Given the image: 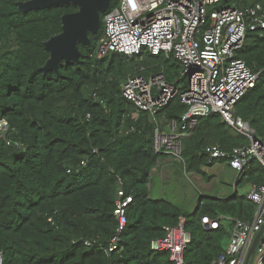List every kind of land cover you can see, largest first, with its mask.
<instances>
[{
  "label": "trees",
  "instance_id": "1",
  "mask_svg": "<svg viewBox=\"0 0 264 264\" xmlns=\"http://www.w3.org/2000/svg\"><path fill=\"white\" fill-rule=\"evenodd\" d=\"M18 1L25 0H0V117L9 124L5 134L0 132L2 264H177L171 251L154 249L152 243L166 237V227L178 225L180 216L186 217L191 235L184 262L214 264L226 250L230 227L220 219L217 228L209 229L203 216L249 221L255 204L237 191L225 199L203 197L187 211L153 196L154 169L173 156L154 150L156 122L122 93L130 75L163 71L174 83L181 74L180 61L148 50L99 58L102 23L97 33L89 32V45L79 44V63L61 60L59 73L44 74L40 68L50 57L44 41L62 31V15L78 6L23 12ZM119 2L112 0L111 10ZM258 2L264 0L225 4L245 8ZM237 57L261 71V79L238 101L235 112L264 138V37L249 33ZM178 84L183 91L187 79ZM186 110L177 95L157 118L181 120ZM248 142L213 113L201 117L183 139L184 161L175 163L205 176L203 168L213 162L207 146L230 151ZM236 181L239 187L264 184L263 165L252 159ZM120 191L134 201L126 208L128 225L118 234ZM116 235L117 249L106 253Z\"/></svg>",
  "mask_w": 264,
  "mask_h": 264
},
{
  "label": "built area",
  "instance_id": "2",
  "mask_svg": "<svg viewBox=\"0 0 264 264\" xmlns=\"http://www.w3.org/2000/svg\"><path fill=\"white\" fill-rule=\"evenodd\" d=\"M229 0H120L114 9H108L104 18V35L97 56L109 53L140 55L148 50L153 55L174 56L182 66L180 77L174 83L166 80L163 71L149 76L130 75L122 87L125 98L139 109L149 112L156 122L154 150L182 157L183 139L190 136L199 119L219 113L224 122L249 142L227 151L218 145L206 147L211 161L227 160L237 177L251 166L256 158L264 167V138L256 135L250 123L237 115L235 106L261 79V71H253L243 59L237 57L249 33L264 37V3L258 2L245 8L224 5ZM187 87L179 88L181 79ZM180 96L187 110L181 120H164L157 114L170 101ZM9 129L8 121L0 117V132ZM247 198L255 204L252 220L235 219L229 229L225 252L214 264H264V232L253 253L250 249L254 238L264 227V184H251ZM134 196L119 192L115 214L118 217V234L128 225L126 208ZM221 216L211 219L203 216V225L209 229L220 225ZM186 217L180 216L176 226H167V235L152 243L154 249L171 251L177 264H186L184 250L191 242L185 229ZM118 235L112 238L110 253L117 249ZM90 245V242H86ZM0 254V264H2Z\"/></svg>",
  "mask_w": 264,
  "mask_h": 264
},
{
  "label": "water",
  "instance_id": "3",
  "mask_svg": "<svg viewBox=\"0 0 264 264\" xmlns=\"http://www.w3.org/2000/svg\"><path fill=\"white\" fill-rule=\"evenodd\" d=\"M73 3L78 6L74 12L62 15V31L44 41L45 48L50 52V57L40 68L44 74L49 71L59 73L61 60L79 63L82 51L79 44L89 45L91 38L89 32L97 33L102 26V14L111 7L112 0H25L18 1V9L28 12L46 9L53 5ZM112 56L118 53H111ZM263 229L258 232L252 243L250 253H253Z\"/></svg>",
  "mask_w": 264,
  "mask_h": 264
},
{
  "label": "rangeland",
  "instance_id": "4",
  "mask_svg": "<svg viewBox=\"0 0 264 264\" xmlns=\"http://www.w3.org/2000/svg\"><path fill=\"white\" fill-rule=\"evenodd\" d=\"M224 5L228 4L223 3L213 8ZM219 165L220 163L217 161L211 168H217ZM168 170L171 171L170 175L167 173L170 179L161 180L160 174L152 176L153 196L170 199L187 211L194 210L198 206L200 199L203 198L202 194L204 193V188L200 185V181L196 179L195 173L189 171L185 172L181 164L175 162L172 163ZM228 173L230 172L222 171L221 175L217 178L225 180ZM250 189L251 185L246 184L240 188V193H247Z\"/></svg>",
  "mask_w": 264,
  "mask_h": 264
},
{
  "label": "crops",
  "instance_id": "5",
  "mask_svg": "<svg viewBox=\"0 0 264 264\" xmlns=\"http://www.w3.org/2000/svg\"><path fill=\"white\" fill-rule=\"evenodd\" d=\"M217 161L220 163L219 167L211 168V167H213V165ZM217 161L210 162V164L208 166H205L203 168L204 171L206 172L205 176H202L201 174H199L197 172H193V173H195L196 179L198 181H200V185L204 188V193L202 194V196L214 198V199H225L228 197H232L237 191H239L240 195L247 194L250 190L247 193H240V188L242 186L239 187L237 185L236 171L231 167L230 163L224 159H220ZM173 162H177V159H175L171 156L164 159L162 161V163L160 164L159 168L154 169V176L160 174L161 180L170 179V176H168L167 173L169 175L171 174V171L168 169L170 168V166L172 165ZM183 168L186 172L187 171L186 168L185 167H183ZM222 171L223 172H230L225 177V180L222 178H217L218 176L221 175ZM208 173H209V175H208ZM251 184H249V185H251ZM201 199H200V201H201ZM225 219L226 220H225L224 224L231 228L232 224H233L232 218L229 216H225ZM230 224H231V226H230Z\"/></svg>",
  "mask_w": 264,
  "mask_h": 264
},
{
  "label": "clouds",
  "instance_id": "6",
  "mask_svg": "<svg viewBox=\"0 0 264 264\" xmlns=\"http://www.w3.org/2000/svg\"><path fill=\"white\" fill-rule=\"evenodd\" d=\"M103 20V19H102Z\"/></svg>",
  "mask_w": 264,
  "mask_h": 264
}]
</instances>
